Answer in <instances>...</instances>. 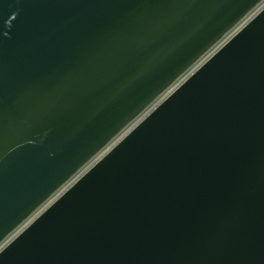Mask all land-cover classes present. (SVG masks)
<instances>
[{"label":"water","instance_id":"1","mask_svg":"<svg viewBox=\"0 0 264 264\" xmlns=\"http://www.w3.org/2000/svg\"><path fill=\"white\" fill-rule=\"evenodd\" d=\"M259 1L0 0V241ZM0 264H264V9Z\"/></svg>","mask_w":264,"mask_h":264},{"label":"built area","instance_id":"2","mask_svg":"<svg viewBox=\"0 0 264 264\" xmlns=\"http://www.w3.org/2000/svg\"><path fill=\"white\" fill-rule=\"evenodd\" d=\"M262 9L264 0H260L231 28H229L218 40H216L205 52H203L190 66L177 76L164 90H162L135 118L123 127L111 140L99 149L88 161H86L74 174H72L59 188L47 197L35 208L20 224L9 232L0 241V251L28 227L45 209L80 179L94 164L104 157L122 138H124L138 123L150 114L158 105L180 87L196 70L208 61L220 48H222L234 35H236L249 21H251Z\"/></svg>","mask_w":264,"mask_h":264}]
</instances>
